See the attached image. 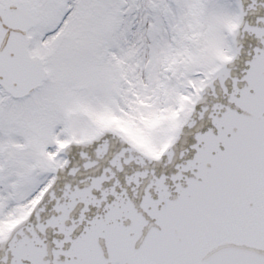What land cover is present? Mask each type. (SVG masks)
I'll return each mask as SVG.
<instances>
[{"label": "snow or ice", "instance_id": "6c2138e0", "mask_svg": "<svg viewBox=\"0 0 264 264\" xmlns=\"http://www.w3.org/2000/svg\"><path fill=\"white\" fill-rule=\"evenodd\" d=\"M0 264H264V0H0Z\"/></svg>", "mask_w": 264, "mask_h": 264}]
</instances>
